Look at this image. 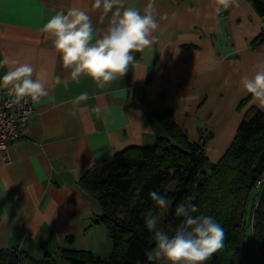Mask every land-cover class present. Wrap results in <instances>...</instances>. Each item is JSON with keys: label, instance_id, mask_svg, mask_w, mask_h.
<instances>
[{"label": "crops", "instance_id": "obj_1", "mask_svg": "<svg viewBox=\"0 0 264 264\" xmlns=\"http://www.w3.org/2000/svg\"><path fill=\"white\" fill-rule=\"evenodd\" d=\"M149 4L160 25L151 50L134 53L129 71L101 89L86 76L72 81L40 29L57 11L80 7L99 36L112 13L105 16L94 0H0V53L30 63L48 91L30 100L33 114L10 147L11 161L5 165L0 156V251L36 260L50 254L57 262L63 248L109 257L103 210L80 187L82 177L165 137L157 113L172 111L190 141L207 140L206 155L218 161L247 114L264 111L240 84L241 75L254 77L264 65V43L254 45L262 18L251 0H125L124 6L143 14ZM83 91L90 98L73 103ZM8 93L0 88V99Z\"/></svg>", "mask_w": 264, "mask_h": 264}, {"label": "trees", "instance_id": "obj_2", "mask_svg": "<svg viewBox=\"0 0 264 264\" xmlns=\"http://www.w3.org/2000/svg\"><path fill=\"white\" fill-rule=\"evenodd\" d=\"M264 19V0H251ZM264 43V33L254 41ZM245 103V102H244ZM243 103V104H244ZM166 135L150 147L130 148L107 166L96 168L79 181L82 190L103 210L99 223L113 243L109 257L91 251L63 248L60 257L69 264H162L149 261L154 246L144 226V215L155 208L149 193L158 190L169 200L161 225L180 222L175 207L187 197L203 214L213 216L224 228L223 247L208 264H264V111L251 110L238 129L225 156L216 164L206 155L207 140L192 142L173 119V112L157 113ZM173 189L168 190L172 184ZM160 212V210H159ZM0 264H58L50 254L36 260L18 250L0 251Z\"/></svg>", "mask_w": 264, "mask_h": 264}, {"label": "clouds", "instance_id": "obj_3", "mask_svg": "<svg viewBox=\"0 0 264 264\" xmlns=\"http://www.w3.org/2000/svg\"><path fill=\"white\" fill-rule=\"evenodd\" d=\"M124 5L125 0H94V7L102 9L105 16L112 13L109 25L99 36L91 17L80 7L61 9L42 25L40 30L51 39L72 81L79 82L81 76H86L103 89L137 62L134 53L151 50L156 39L154 32L160 27L153 6L149 4L141 14L137 8ZM224 6L227 7L226 2ZM216 11L219 13L221 8ZM5 67L7 71L0 75V88L7 89L17 103L27 99L35 103L48 95L44 83L34 78L35 69L30 63L11 60L0 53V69ZM56 83H61V77H56ZM240 84L256 103L264 105V65L254 77L241 75ZM89 98V93L83 91L73 103ZM93 111L101 114L102 109L95 106ZM255 187H264V175L257 178ZM149 196L155 208L145 213L144 226L154 246L146 251L147 259L162 264H208L212 254L224 244L225 231L221 224L213 216L201 213L192 202L195 197L189 196L175 207L180 222L166 229L161 225L159 210L168 209V198L158 190L150 191Z\"/></svg>", "mask_w": 264, "mask_h": 264}, {"label": "built area", "instance_id": "obj_4", "mask_svg": "<svg viewBox=\"0 0 264 264\" xmlns=\"http://www.w3.org/2000/svg\"><path fill=\"white\" fill-rule=\"evenodd\" d=\"M261 26L264 33V19ZM32 114L30 99L17 103L9 93L0 99V156L5 165L11 161L10 147L24 136Z\"/></svg>", "mask_w": 264, "mask_h": 264}, {"label": "rangeland", "instance_id": "obj_5", "mask_svg": "<svg viewBox=\"0 0 264 264\" xmlns=\"http://www.w3.org/2000/svg\"><path fill=\"white\" fill-rule=\"evenodd\" d=\"M208 157V156H207ZM209 159V158H208ZM221 159H218V161H214L213 159H209V161L213 164H216L220 161ZM173 185L174 183L172 184H169L168 185V190H172L173 189ZM168 211L167 210H160L159 214H160V217H161V222H163L164 218H165V215H166V212ZM58 264H69L66 260L62 259V258H58Z\"/></svg>", "mask_w": 264, "mask_h": 264}]
</instances>
